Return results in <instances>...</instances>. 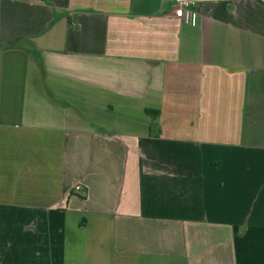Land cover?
<instances>
[{
    "label": "crops",
    "instance_id": "1",
    "mask_svg": "<svg viewBox=\"0 0 264 264\" xmlns=\"http://www.w3.org/2000/svg\"><path fill=\"white\" fill-rule=\"evenodd\" d=\"M195 1L0 0V264H264V0Z\"/></svg>",
    "mask_w": 264,
    "mask_h": 264
},
{
    "label": "built area",
    "instance_id": "2",
    "mask_svg": "<svg viewBox=\"0 0 264 264\" xmlns=\"http://www.w3.org/2000/svg\"><path fill=\"white\" fill-rule=\"evenodd\" d=\"M172 4L174 16L184 23L195 26L197 23V14L193 10L196 1L195 0H170ZM74 191L79 192L81 190L80 185L74 186Z\"/></svg>",
    "mask_w": 264,
    "mask_h": 264
},
{
    "label": "trees",
    "instance_id": "3",
    "mask_svg": "<svg viewBox=\"0 0 264 264\" xmlns=\"http://www.w3.org/2000/svg\"><path fill=\"white\" fill-rule=\"evenodd\" d=\"M146 113L148 114V115H151V116H157V114H153V112H151V111H146Z\"/></svg>",
    "mask_w": 264,
    "mask_h": 264
}]
</instances>
